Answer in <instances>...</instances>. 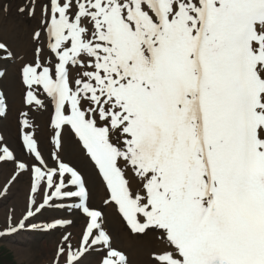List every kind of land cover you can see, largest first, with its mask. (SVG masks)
Segmentation results:
<instances>
[{"label":"snow or ice","instance_id":"obj_1","mask_svg":"<svg viewBox=\"0 0 264 264\" xmlns=\"http://www.w3.org/2000/svg\"><path fill=\"white\" fill-rule=\"evenodd\" d=\"M9 65L26 109L21 156L0 134V196L28 177L0 227L16 264H33L12 241L27 229L61 232L44 264H132L105 208L148 264H264V0H0V81ZM8 107L0 88V117ZM33 109L48 112L47 156ZM49 210L68 215L34 222Z\"/></svg>","mask_w":264,"mask_h":264},{"label":"rangeland","instance_id":"obj_2","mask_svg":"<svg viewBox=\"0 0 264 264\" xmlns=\"http://www.w3.org/2000/svg\"><path fill=\"white\" fill-rule=\"evenodd\" d=\"M16 23L15 17L6 18L5 24L6 27H11ZM33 24L36 21L32 22ZM8 75L3 80L0 81V86L3 88L8 94V114L7 117H0V134L5 136L7 142H9L12 146H14L17 153H19V143L17 142V120L18 113L24 109V106L21 103V92L20 85L18 80V75L14 66H7ZM11 94V95H10ZM31 115H33V120L36 127V135L40 140V145L43 148L44 154L47 156L49 145L47 143L49 137V129L47 126L48 121V112L46 111H37L33 109ZM66 131L65 132V152L64 156L66 159L72 160V162L79 167L84 173L88 180L89 187L92 191V204L95 206H99L101 203L100 196L97 193V189L99 188V180L95 174V171L89 164L86 158H84L77 150L74 140L71 135ZM71 137V138H70ZM66 138V139H65ZM47 139V140H46ZM46 141V142H45ZM12 170V166L10 164H5L0 166V183H4L5 177ZM90 172V173H89ZM27 186H28V177H21L20 180L16 183L15 187H13L7 197L0 196V227L4 225V222L9 215L10 211L15 212L17 218L20 217L21 213L25 207V200L27 195ZM25 187V189H24ZM20 193V194H19ZM19 194L18 198L17 195ZM15 202V203H14ZM108 208L104 209L105 216L107 218V226L109 227L112 235L114 237V244L117 247L127 249L130 251V258L132 260V264H148L147 258V248L148 245L132 248L130 241L127 236L124 234L123 229L121 228V224L117 218H111L110 211H107ZM68 215L67 213H62L59 211H45L42 216H38L37 219L34 220L35 223L43 224L49 222V217L51 216H61ZM70 218L75 220V226L71 229L76 238H78V233L82 224L81 218L76 214H71ZM119 223V224H118ZM61 232L60 230L52 231L50 233H43L39 230L27 229L21 231L19 234L12 237V241L15 244H23L27 245L29 250L33 253V264H44V262L50 259L55 251L56 243L59 241ZM6 247L9 252H5V254L11 256V261L16 264V260L13 254V251L9 247L8 242L0 243V247ZM6 257L3 254H1ZM5 259V258H4ZM94 259V256L92 257Z\"/></svg>","mask_w":264,"mask_h":264},{"label":"bare ground","instance_id":"obj_3","mask_svg":"<svg viewBox=\"0 0 264 264\" xmlns=\"http://www.w3.org/2000/svg\"><path fill=\"white\" fill-rule=\"evenodd\" d=\"M11 95V94H10ZM17 136V135H16ZM66 139V138H65ZM66 147V146H65ZM90 173V172H89ZM2 183V182H1ZM0 183V184H1ZM24 189H25V187H24ZM97 191V193L99 194V196H100V200H102V198H103V195H104V193H103V190H102V187H101V185H100V182H99V188L96 190ZM20 194V193H19ZM19 194L17 195V198H18V196H19ZM15 203V202H14ZM107 211L109 212L110 211V214H111V218H117L118 220H119V218H118V216L116 215V213H115V211H114V209H112V208H108L107 209ZM3 214V212H1L0 213V215H2ZM106 218H109V217H107L106 216ZM108 220V219H107ZM116 220V219H115ZM120 222V221H119ZM119 224V223H118ZM123 231V230H122Z\"/></svg>","mask_w":264,"mask_h":264},{"label":"trees","instance_id":"obj_4","mask_svg":"<svg viewBox=\"0 0 264 264\" xmlns=\"http://www.w3.org/2000/svg\"><path fill=\"white\" fill-rule=\"evenodd\" d=\"M5 252H8V249H6L4 246H1L0 247V264H14V262L11 261V259H12L11 256H9L10 253H9V255H7V254H5ZM3 253L6 256V257H4L5 259L1 255Z\"/></svg>","mask_w":264,"mask_h":264}]
</instances>
